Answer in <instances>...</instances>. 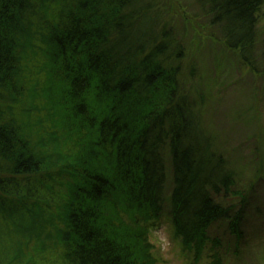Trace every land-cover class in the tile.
<instances>
[{
    "label": "trees",
    "instance_id": "16d2710c",
    "mask_svg": "<svg viewBox=\"0 0 264 264\" xmlns=\"http://www.w3.org/2000/svg\"><path fill=\"white\" fill-rule=\"evenodd\" d=\"M193 2L264 78V0ZM172 5L0 0V264H156L166 220L202 259L263 214L257 150L240 172L201 132Z\"/></svg>",
    "mask_w": 264,
    "mask_h": 264
},
{
    "label": "rangeland",
    "instance_id": "374dc122",
    "mask_svg": "<svg viewBox=\"0 0 264 264\" xmlns=\"http://www.w3.org/2000/svg\"><path fill=\"white\" fill-rule=\"evenodd\" d=\"M171 3L174 5L171 10L175 8V30L181 32L187 48V74L192 77L186 78V86L197 102L201 132L214 141L216 147L232 155L234 164L254 157L255 150L258 154L255 161L259 156L264 161V78L250 72L238 56L225 52L222 44L204 36L206 24L197 17L193 0H171ZM238 170H245L241 162ZM248 170L252 172L251 168ZM242 180L245 177L242 176ZM262 185L258 196L263 214H249L242 242L223 228L218 235L224 240L222 248L195 259L192 253L183 250L166 220L148 235L156 264H215L217 259L221 264H264V183Z\"/></svg>",
    "mask_w": 264,
    "mask_h": 264
}]
</instances>
